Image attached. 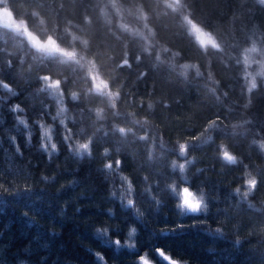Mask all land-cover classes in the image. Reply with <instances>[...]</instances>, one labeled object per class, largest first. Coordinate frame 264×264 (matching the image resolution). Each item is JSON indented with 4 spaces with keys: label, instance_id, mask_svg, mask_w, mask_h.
Wrapping results in <instances>:
<instances>
[{
    "label": "trees",
    "instance_id": "obj_1",
    "mask_svg": "<svg viewBox=\"0 0 264 264\" xmlns=\"http://www.w3.org/2000/svg\"><path fill=\"white\" fill-rule=\"evenodd\" d=\"M0 7V264H264V0Z\"/></svg>",
    "mask_w": 264,
    "mask_h": 264
},
{
    "label": "clouds",
    "instance_id": "obj_2",
    "mask_svg": "<svg viewBox=\"0 0 264 264\" xmlns=\"http://www.w3.org/2000/svg\"><path fill=\"white\" fill-rule=\"evenodd\" d=\"M13 24L16 28H22L24 26L23 21H20L19 23L13 22ZM4 26H12V25L5 24ZM48 44L51 45L52 48L56 47V45L51 41V39H49ZM68 55L73 56V53H68ZM91 70H94V65L90 68V71ZM53 86H55V84ZM102 88H106V84L103 81L98 80L96 90L100 91ZM111 95H116V94L111 93ZM113 106H114V104H113ZM81 147H86V145H81ZM181 147H183V146H181ZM249 182L251 183L252 181H249ZM196 199L197 198L195 196H193L191 201L185 200L184 202H182L179 205L181 211L182 212H184L186 210L195 211L198 207V204L193 202V201H196ZM201 199H202V197H201ZM141 260H142L143 264H149L146 257H142Z\"/></svg>",
    "mask_w": 264,
    "mask_h": 264
},
{
    "label": "rangeland",
    "instance_id": "obj_3",
    "mask_svg": "<svg viewBox=\"0 0 264 264\" xmlns=\"http://www.w3.org/2000/svg\"><path fill=\"white\" fill-rule=\"evenodd\" d=\"M0 21L7 22L10 25L14 26L13 22L19 23L22 20L12 17L11 13L6 8L0 7ZM24 27L25 26H23L22 28H18V29L23 30L28 35V37L33 38V35H31V33L28 30H26ZM201 34H202L204 41H209V42L213 43V40L209 36H207L205 33H202V32H201ZM34 41H35V39H34ZM193 196H195L197 198L196 201H193V202L198 204V207H197V209H198L200 206V200L192 191L186 190V193H185V196L183 197L182 202H184L185 200L191 201ZM149 263L152 264L151 262H149Z\"/></svg>",
    "mask_w": 264,
    "mask_h": 264
},
{
    "label": "water",
    "instance_id": "obj_4",
    "mask_svg": "<svg viewBox=\"0 0 264 264\" xmlns=\"http://www.w3.org/2000/svg\"><path fill=\"white\" fill-rule=\"evenodd\" d=\"M182 192H183V197L185 196V193H186V188H183L182 189ZM150 264V263H149Z\"/></svg>",
    "mask_w": 264,
    "mask_h": 264
}]
</instances>
